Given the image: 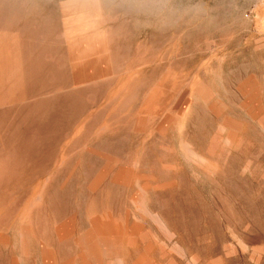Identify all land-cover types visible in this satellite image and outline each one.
Wrapping results in <instances>:
<instances>
[{
  "label": "rangeland",
  "instance_id": "obj_1",
  "mask_svg": "<svg viewBox=\"0 0 264 264\" xmlns=\"http://www.w3.org/2000/svg\"><path fill=\"white\" fill-rule=\"evenodd\" d=\"M0 264H264V0H0Z\"/></svg>",
  "mask_w": 264,
  "mask_h": 264
},
{
  "label": "bare ground",
  "instance_id": "obj_2",
  "mask_svg": "<svg viewBox=\"0 0 264 264\" xmlns=\"http://www.w3.org/2000/svg\"><path fill=\"white\" fill-rule=\"evenodd\" d=\"M10 23V22H9ZM83 23V22H82ZM80 24L79 25H71L69 24L68 28H69V32L71 35V42H72V52L75 54V56L77 58H81V59H85L89 56L92 55H96L97 57H95V61H93V66L94 67H98L99 65H101V60H102V49L101 48V36L100 34L96 33V30H94L92 24H94L93 22L88 23L86 22L85 24ZM14 25V24H13ZM68 25V24H67ZM66 25V26H67ZM65 27V25H64ZM67 28V29H68ZM97 28V27H96ZM110 28V27H109ZM100 31V30H99ZM66 32V31H65ZM66 34V33H65ZM102 35V34H101ZM67 37V36H66ZM103 39V38H102ZM67 40L69 41V39L67 38ZM67 41V42H68ZM105 41V40H103ZM69 43V42H68ZM67 43V44H68ZM103 44V42H102ZM69 46V45H68ZM69 51V50H68ZM71 51V50H70ZM71 55V52L69 53ZM74 56V55H73ZM72 60V59H70ZM84 62V61H83ZM72 63V62H71ZM82 63V62H81ZM85 63V62H84ZM79 65V64H78ZM73 66V65H72ZM92 67V66H91ZM91 67H89V69H91ZM77 68V67H76ZM97 72L94 73L93 76H95L97 78L96 75H100L103 74V71H101V69L98 71V69H96ZM76 71V69H75ZM77 72V71H76ZM78 73V72H77ZM80 73V72H79ZM90 73V71H89ZM81 74V73H80ZM83 74V73H82ZM87 74V72H86ZM92 74V73H91ZM84 75V74H83ZM78 76V74H77ZM92 76V77H93ZM79 77V76H78ZM90 77V76H89ZM93 77V78H95ZM99 77V76H98ZM84 78V76L82 77ZM91 78V77H90ZM100 79V78H99ZM85 80V78H84ZM89 80V78L87 79ZM94 80V79H93ZM96 80V79H95ZM98 80V79H97ZM92 81V80H91ZM82 82V81H81ZM50 110V109H49Z\"/></svg>",
  "mask_w": 264,
  "mask_h": 264
}]
</instances>
